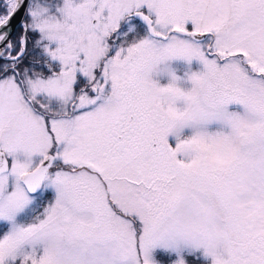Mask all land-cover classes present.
Returning <instances> with one entry per match:
<instances>
[{
    "label": "snow or ice",
    "instance_id": "obj_1",
    "mask_svg": "<svg viewBox=\"0 0 264 264\" xmlns=\"http://www.w3.org/2000/svg\"><path fill=\"white\" fill-rule=\"evenodd\" d=\"M0 264H264V0H0Z\"/></svg>",
    "mask_w": 264,
    "mask_h": 264
},
{
    "label": "water",
    "instance_id": "obj_2",
    "mask_svg": "<svg viewBox=\"0 0 264 264\" xmlns=\"http://www.w3.org/2000/svg\"><path fill=\"white\" fill-rule=\"evenodd\" d=\"M19 19V18H18ZM18 27H19V24L18 23H16V29H18Z\"/></svg>",
    "mask_w": 264,
    "mask_h": 264
},
{
    "label": "flooded vegetation",
    "instance_id": "obj_3",
    "mask_svg": "<svg viewBox=\"0 0 264 264\" xmlns=\"http://www.w3.org/2000/svg\"><path fill=\"white\" fill-rule=\"evenodd\" d=\"M19 31V28L17 29V32Z\"/></svg>",
    "mask_w": 264,
    "mask_h": 264
},
{
    "label": "bare ground",
    "instance_id": "obj_4",
    "mask_svg": "<svg viewBox=\"0 0 264 264\" xmlns=\"http://www.w3.org/2000/svg\"><path fill=\"white\" fill-rule=\"evenodd\" d=\"M19 28V27H18Z\"/></svg>",
    "mask_w": 264,
    "mask_h": 264
}]
</instances>
